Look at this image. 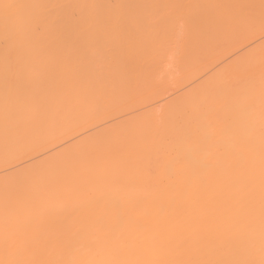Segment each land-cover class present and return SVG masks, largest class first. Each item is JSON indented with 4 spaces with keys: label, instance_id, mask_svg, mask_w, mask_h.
I'll return each instance as SVG.
<instances>
[{
    "label": "bare ground",
    "instance_id": "1",
    "mask_svg": "<svg viewBox=\"0 0 264 264\" xmlns=\"http://www.w3.org/2000/svg\"><path fill=\"white\" fill-rule=\"evenodd\" d=\"M144 1L0 0V163L187 74L0 172V264H264V0Z\"/></svg>",
    "mask_w": 264,
    "mask_h": 264
},
{
    "label": "rangeland",
    "instance_id": "2",
    "mask_svg": "<svg viewBox=\"0 0 264 264\" xmlns=\"http://www.w3.org/2000/svg\"><path fill=\"white\" fill-rule=\"evenodd\" d=\"M148 1H150V0H148ZM148 1H147V4H149ZM151 1H153V0H151ZM144 2H145L144 0H140V3L142 5H143ZM183 2H184L183 0H165V1L162 0V2L161 3L158 2V4H160L159 7H162V9L164 8L163 6H165V5H166V7H168L169 3H174V4H176V6L177 5L179 6L181 4L180 8H182ZM185 2H187V1H185ZM140 3H138V4H140ZM155 3H156V5H158L157 2H155ZM174 4H173V6H175ZM152 5H153V3H152ZM149 6H150V4H149ZM145 10H146L145 12H148L147 8ZM156 10H158V9L156 8ZM143 11L144 10H142V12ZM148 14L140 13V15L138 17L140 19H142V20L144 19L145 21H147L146 19L149 20L150 18H152V17H150L151 15L149 16ZM125 16L126 17H124V14L121 15L122 18H127L128 15L125 14ZM157 16L155 18L153 17L154 19L153 20L151 19V21H154V20L158 21L159 19H158ZM136 17L137 16H135L134 18H136ZM141 22H144V21H141ZM149 23H150V20H149ZM252 28H253L254 31L245 34L244 36H242L241 38L236 40L234 43H232L230 45H227L224 48H221L219 51L214 52L213 57L218 55V54L224 53V52L225 53L229 52V55L232 54L233 52L238 53L241 50H243L246 47H248L251 43L255 42L256 40H260V39L264 38V16ZM249 37H252V38L250 40H248L249 42L247 41V43H246V40ZM97 61L100 62V60H97ZM108 62L107 61H106V63L103 62V64H107ZM102 66L104 67L105 65H102ZM96 67H97V64H96ZM174 67H172L171 65L170 66L169 65L166 66L163 73H160V69L159 68H155V72L153 73V71H152L153 74L150 72L151 75H154L153 77H155V79L152 77L154 79L153 80L154 82H152L153 84H151L150 86H148V87H146V88H144L142 90L134 91L132 94H130L129 96H127L123 100L112 101L110 104H107L106 107H100L101 109L98 112H96L93 115H90V116H87V117H83L82 119H80L78 122H76L73 125L69 124L70 126H67L65 128L66 130L61 131L58 134V136L55 137V139L52 141V143L47 145L46 147L49 148L48 150L53 149V148H57L58 146H60L62 144H65L66 142L71 140L72 137L73 138L74 137H78V136L83 135L86 132H89V131H91L93 129L100 128L102 125H107V124H109V122L110 123L115 122V121H117V119L119 121L120 119H124L127 116H130V115H132L135 112L139 113L138 111L141 112V111H144L145 108L148 109L155 102H158V100L157 101L155 100L156 98H154V100H148V99H150V97L153 95L154 92L162 91V90L166 89L167 86H171V85L174 86L177 82L182 81L187 76V74L184 72V70L177 69V68H174ZM180 89L183 90L184 88L183 87L182 88H177L176 90H178V91H175V93L172 92L171 94L169 93V94L162 95L163 97L162 98L160 97L161 101L164 100V99L166 100V98L168 99V97H171L172 95H175L179 91L181 92ZM146 101H151V102L145 104ZM262 111H264V109ZM262 113L264 114V112H262ZM92 126H94V127H92ZM263 131H264V128H263ZM68 136H69V138H68ZM48 150H46V151H48ZM46 151L34 152L31 155H29V156H27L28 154L25 153V154H23L21 156L18 155V156L13 157V159H10L8 162H1L0 163V172L2 173V172H7V171L12 170V169L14 170L17 166L19 167L25 161L34 160V159L36 160V158L37 159L40 158V156L43 153H45Z\"/></svg>",
    "mask_w": 264,
    "mask_h": 264
}]
</instances>
